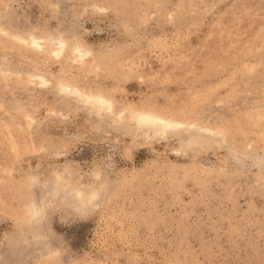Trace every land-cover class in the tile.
Listing matches in <instances>:
<instances>
[{
    "label": "rangeland",
    "instance_id": "374dc122",
    "mask_svg": "<svg viewBox=\"0 0 264 264\" xmlns=\"http://www.w3.org/2000/svg\"><path fill=\"white\" fill-rule=\"evenodd\" d=\"M0 264H264V0H0Z\"/></svg>",
    "mask_w": 264,
    "mask_h": 264
},
{
    "label": "bare ground",
    "instance_id": "6f19581e",
    "mask_svg": "<svg viewBox=\"0 0 264 264\" xmlns=\"http://www.w3.org/2000/svg\"><path fill=\"white\" fill-rule=\"evenodd\" d=\"M100 103H105V101L101 100ZM106 104V103H105ZM140 120L144 123H164L165 121L157 119L151 115H141ZM172 126V124H170Z\"/></svg>",
    "mask_w": 264,
    "mask_h": 264
}]
</instances>
